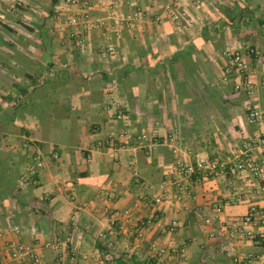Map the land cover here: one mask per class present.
Segmentation results:
<instances>
[{
	"label": "crops",
	"instance_id": "obj_1",
	"mask_svg": "<svg viewBox=\"0 0 264 264\" xmlns=\"http://www.w3.org/2000/svg\"><path fill=\"white\" fill-rule=\"evenodd\" d=\"M134 1L160 19L123 23L104 58L103 29L61 25L62 0H0V264H159L153 242L170 249L169 264H264V244L240 237L237 261L220 234L252 205L263 214L253 228H264L263 181L175 168L178 158L261 157L263 129L248 107L264 110V54L249 49L264 50V0H180L177 20L165 11L170 0ZM90 12L106 15L99 0ZM227 49L244 53L252 91L235 89L241 76L226 71ZM217 204L205 223L198 213ZM152 213L156 222L143 225ZM18 241L41 263L14 259L7 248Z\"/></svg>",
	"mask_w": 264,
	"mask_h": 264
},
{
	"label": "built area",
	"instance_id": "obj_2",
	"mask_svg": "<svg viewBox=\"0 0 264 264\" xmlns=\"http://www.w3.org/2000/svg\"><path fill=\"white\" fill-rule=\"evenodd\" d=\"M14 4H22V0H12ZM94 0H62V8L59 9V15L57 16L61 20V25L65 23L73 24L77 27H82L85 31H90L94 28H102V32L107 39L106 46L101 50L102 57H108L112 52L116 51V44L113 42L115 36H119L121 33L123 23H134V21H145L146 19L159 20L160 15L151 16L148 15L142 7H140L134 0H128L127 6L130 7L131 12L128 15L122 14V2L121 0H99V4L106 10V15L101 17H94L90 12V8L93 6ZM178 1L170 0L166 5L165 11L175 20L184 15V12L178 7ZM65 14L69 17L64 19ZM4 16L3 10L0 7V18ZM71 35L76 37L79 45L89 47L91 45L86 35L74 30ZM251 54L260 55L264 54V50L251 47L249 49ZM228 58V64L226 71L228 73H235L241 76V80L235 84L236 90L246 89L252 91L256 85L255 79L252 73L249 71L248 63L244 57V53L239 49H227L225 52ZM248 117L252 122L258 123L262 127V133L258 135L257 141L261 148V157L256 158L254 155L247 151H238L235 153L232 159H222L217 157H200L195 161H189L183 158H178L175 163V168L180 176L190 178L198 171H207L209 174L218 175L224 174L226 171H249L254 176L259 177L262 181V188L264 189V110L248 107ZM119 138H131L132 132L121 131L118 135ZM151 138L148 133H143L141 139ZM172 140L175 137L171 135ZM42 162H38L37 166H41ZM178 188L182 191L187 190V186L180 181L176 182ZM162 192L157 193L150 204L152 206L160 203L164 197L165 183L161 184ZM236 198H240V194L234 191ZM181 197V195H179ZM223 210L222 204L214 206L213 211L203 209L202 213H198L205 223H212L217 214ZM262 211L256 206L252 205L249 211L229 222L228 225L222 227L220 234L224 239L222 250L228 255L239 261L238 255V239L240 237H248L255 244H264V228L255 230L253 228V222L256 218L262 217ZM156 222V214L152 213L142 220L143 225H150ZM159 224L160 222L157 221ZM176 226V222L170 225V230H173ZM19 231V227H16ZM214 233H211L213 235ZM100 235H104L100 232ZM9 254L16 260L22 262L25 255L31 256L36 263H41V258L37 253L25 243L18 241L14 247L7 248ZM151 249L154 253L160 257L159 264H169L165 261L163 256L169 252L167 246L161 245L158 242L151 244ZM174 252L178 251L177 247H173ZM210 254H204L202 261H207Z\"/></svg>",
	"mask_w": 264,
	"mask_h": 264
},
{
	"label": "trees",
	"instance_id": "obj_3",
	"mask_svg": "<svg viewBox=\"0 0 264 264\" xmlns=\"http://www.w3.org/2000/svg\"><path fill=\"white\" fill-rule=\"evenodd\" d=\"M104 72H105L104 74L108 76V74H109V73H108V72H106V71H104Z\"/></svg>",
	"mask_w": 264,
	"mask_h": 264
}]
</instances>
